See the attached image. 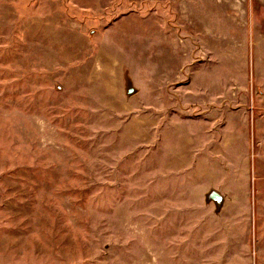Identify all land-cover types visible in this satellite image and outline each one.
I'll use <instances>...</instances> for the list:
<instances>
[{
	"label": "rangeland",
	"instance_id": "rangeland-1",
	"mask_svg": "<svg viewBox=\"0 0 264 264\" xmlns=\"http://www.w3.org/2000/svg\"><path fill=\"white\" fill-rule=\"evenodd\" d=\"M231 117L252 220L173 167ZM0 264H264V0H0Z\"/></svg>",
	"mask_w": 264,
	"mask_h": 264
},
{
	"label": "crops",
	"instance_id": "crops-1",
	"mask_svg": "<svg viewBox=\"0 0 264 264\" xmlns=\"http://www.w3.org/2000/svg\"><path fill=\"white\" fill-rule=\"evenodd\" d=\"M229 120V127L225 131L220 129L221 122L217 119L211 123L215 125L213 128H207L210 123L207 118L196 119L199 126L196 127L197 132H191L187 126L175 129L172 134V155L179 160L174 162L173 167L176 171L185 172L188 168L197 172V184L191 187L194 190L192 194H197L194 196L197 201L207 205L211 212L215 214L218 208L237 212L238 207L246 202L250 205L252 220L251 135L245 128L240 131L239 122L244 124L243 119L231 117ZM192 122L194 120L188 122L190 126ZM187 151L193 156L188 163L185 159ZM179 195L183 196L184 193L179 192Z\"/></svg>",
	"mask_w": 264,
	"mask_h": 264
}]
</instances>
